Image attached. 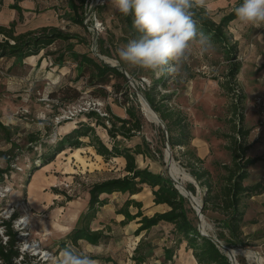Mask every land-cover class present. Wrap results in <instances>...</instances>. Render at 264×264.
<instances>
[{
  "label": "rangeland",
  "instance_id": "374dc122",
  "mask_svg": "<svg viewBox=\"0 0 264 264\" xmlns=\"http://www.w3.org/2000/svg\"><path fill=\"white\" fill-rule=\"evenodd\" d=\"M91 1L84 0L83 2L82 23L87 29L86 31L82 27L68 22L67 16L64 14L65 9H68V0H0V24L8 25L15 21L16 30L19 31L30 29L35 25H60V29L64 32L78 33L84 40L82 44L77 43L76 49H86L88 46L91 53L99 56L105 63L119 65V62L111 56L107 57L98 53V38L109 32L108 34L121 40L122 35L127 37L129 33L122 32V24L118 18L119 11L115 8L112 0H105L106 2L102 4L104 8L100 13L95 10L97 6L90 9ZM235 3L236 0H206L205 5L197 7V9H205L208 16L218 23L224 15L232 10ZM10 5L20 6L22 16L20 17L15 10L11 9ZM97 15H100V18ZM95 16L99 22L101 21L103 30L100 29L96 35H93L88 28H91L95 23ZM101 32L102 34H99ZM226 33L229 40L224 43L223 48L228 45L236 46L233 58H236L234 60L241 66L236 77V85L233 88L236 95L239 92L245 95L244 126L250 130L248 143L251 144L248 156L261 158L254 167L250 168V174L253 175L251 182L261 180L264 184V25L260 27L242 26L235 19L229 23ZM119 42H117V46L113 47L112 45L115 58H118L117 50L122 46V43ZM65 45V43L57 41L43 50L40 53V58L36 56V58L25 59L23 66L16 65L11 69L9 67L11 61L0 58V124L11 130L9 142L5 140L4 133L0 130V172L4 171L0 174V192L2 193L0 195V221L10 220L13 230L17 233L20 255L24 258L27 257L31 264L42 263L41 252H50V250L55 257L47 262L57 264L60 252L58 253L56 249L59 243L66 239V233L71 227L67 213L69 207L74 203L72 200L88 198V189L93 183L120 178L125 174L122 162L113 160V158L105 161L96 153L95 155L91 147H84L80 150L71 149L69 152L66 150L56 156L51 163L39 167L36 171H31L33 160L37 159L40 150L38 145H34L35 147L30 149L25 141L26 134L37 131L41 133L42 139H45L47 134L44 126L50 128L52 138H55L56 134L65 133L67 129H72L81 117L66 119V116L63 115H65L68 105L78 102L86 103L92 99L89 94L90 89L85 86L83 80L73 81L75 78L73 64L65 65L61 70L52 65L54 56L49 53L63 50ZM212 45L213 49L203 56L194 50L189 60L183 65L180 74H165L167 89L160 91L162 94H174L170 102L171 107L179 110L190 124L191 133L197 143V146L191 144L192 150L202 160L201 167L207 169L211 173L213 181L216 182L224 175L221 166L228 165L231 161L230 152L226 149L229 140L222 136H232V127L237 125V122L236 118L233 119L234 115L231 110L229 111L230 95H226L220 87L221 83L227 79L229 65L234 60H227L223 48L215 44ZM130 69L136 72L135 76H129L130 88L134 91L140 92L141 83L149 85L148 79L137 77L143 72L148 77L159 78L151 71L140 69L137 73V68ZM64 86L75 87L82 93L81 98L66 105L64 104L66 102L47 96ZM136 96L142 109L140 96ZM99 101L101 104L96 109L106 112L105 108L109 106L113 114L125 115L124 110L112 103L111 99H107L105 102ZM59 113L61 114L58 116L60 120L57 121L56 116ZM72 123L73 126H70ZM143 125L142 132L136 137L138 143L145 139L148 145L151 158L147 157L149 161H146L149 162L150 169L153 172L169 176L170 165L166 161V145L162 146L160 138L162 134L165 136L162 125L150 121L146 116L143 117ZM96 131L101 137L105 135L101 127L96 128ZM104 141L107 143V137ZM182 151L181 148H175L173 152L170 150L172 163L190 176L188 169L184 167L187 160L182 156ZM12 155H15L14 159L10 160L13 158ZM8 158L10 159L8 160ZM37 165H39V161L35 162V166ZM63 181L70 184L69 190L62 188ZM182 184L183 186L194 185L196 193L193 197L199 198V204L202 205L204 188H200L194 179L193 181L184 180ZM30 197L33 199L32 202H30ZM140 197H143L144 200L149 196L147 192H144ZM263 200L264 193L256 195L248 201L249 209L243 223V236L240 243L228 246L224 240L219 239L220 243L227 248L254 252L261 261H264ZM189 204L192 208L190 202ZM12 209L17 212V217L5 219V215ZM194 213L200 232L212 239H217V233L222 231L229 238L226 230L220 225L219 221L222 218L217 216V213L202 214V220H199L195 210ZM26 216L28 221L23 223ZM57 224L69 229L59 231L56 228ZM163 231L165 230L162 228H153L144 237L156 246L161 243L160 238L164 234ZM0 237L5 240L1 227ZM183 245L175 250L172 264H192L191 252L186 248L183 250ZM33 246L36 250H33ZM75 247L92 257L99 259L110 257L112 262L107 264H128V259H131L128 256L131 249L128 250L127 255H118V250L108 252L105 248L91 249L81 244ZM219 250L229 260L228 252L223 247H219ZM236 260L239 264H259L257 261L247 260L241 254L236 256ZM154 261L160 264V251H157L152 258L147 259L144 264H154ZM98 262L104 264L101 261ZM14 264H22L20 257L14 260Z\"/></svg>",
  "mask_w": 264,
  "mask_h": 264
},
{
  "label": "trees",
  "instance_id": "16d2710c",
  "mask_svg": "<svg viewBox=\"0 0 264 264\" xmlns=\"http://www.w3.org/2000/svg\"><path fill=\"white\" fill-rule=\"evenodd\" d=\"M83 2L84 0H68V9H65L64 14H66L68 22L77 27H82L86 31L87 29L82 23ZM240 3H242V0H236L232 10L224 15L218 23L208 16L205 9H197V7L192 9L195 18L199 21V30L209 37L212 44L223 48L224 43L228 42L229 37L226 29L230 22L237 19L233 9ZM10 8L15 10L20 17L22 16L20 6L10 5ZM103 8L104 6L101 5L96 7L95 10L100 13ZM97 17L100 18V15H97ZM118 18L122 24V32L129 33V35L127 37L122 35V39L119 40L114 35L108 34L109 32L102 34V31L99 33L102 35L98 38L97 43L98 53L107 57L111 56L118 61L119 65L116 66L105 63L99 56L91 53L88 46H86V49H76L77 43L82 44L84 40L78 33L69 34L64 32L60 29V25H35L34 27L31 26L30 29L26 28L19 31L16 30L17 24L15 21L10 22L8 25L0 24V58L11 61L10 69L16 65L23 66L25 59L39 56L43 50L55 42H63L66 44L63 50L49 53L54 56L52 65L61 68L73 64L75 70L74 82L83 80L85 86L90 89L91 98L104 102L111 99L112 103L117 104L125 113L124 117L117 116L107 106L105 111L108 117H99L95 112L90 111L81 115L80 118L78 117L75 126L67 133L56 134L54 135L55 138H52L50 128L46 126H44L47 134L45 139H42L41 133L37 131L26 134L25 141L30 149L34 145H38L40 150L37 159L33 160L34 164L31 171H36L39 167L51 163L59 153L68 148L91 147L105 161L111 158H122L125 162L123 177L107 179L89 186L86 210L80 215L75 227L66 236V239L59 243L56 251L59 253L69 241L74 246H80V242H86L92 246L107 244L110 237L105 235L102 230H92L91 223L95 220L100 209L108 203L109 197L114 193H120L125 198L122 206L116 210L118 214L124 216L121 223L126 224L140 218L138 221L139 227L135 230L134 235L138 236L142 231L147 233L158 226H168L163 231L164 234L160 238L161 243L159 245H153L144 237L140 239L131 256L134 264H144L157 251H160V264H172L175 250L182 244H185L186 250L191 252L197 264H231L212 238L203 236L200 233L194 210L191 208L188 199L183 197L175 188L170 177L153 172L148 167L141 168L137 165V156L151 158L145 139L133 146L126 144L142 132L144 128L143 117L145 115L137 102L136 92L130 88L128 78L124 74L125 72L128 76L133 77L136 72L120 62L118 58H115L112 52V45L113 47L117 46L118 41H120V44L122 43L121 45H124L137 35L132 28L131 15L125 16L118 12ZM226 48H223V51L227 60L236 59L233 58L236 46L228 45ZM240 67L237 61H232L229 65L227 79L220 85L226 95H230L229 111L231 110L234 115L233 119L236 118L237 125L232 127V136H222L224 139L229 140L226 149L230 152L231 161L230 164L221 166L224 175L216 182L213 181L211 173L201 167L202 160L192 150L193 134L191 133L190 124L179 110L171 107L170 102L174 94H162L160 91L167 89V76L148 77L143 70V73L137 76L149 80V85L141 83L142 89H140V92L165 125L167 140L162 134L160 137L162 146L164 147L167 142L172 152L175 148L183 150L182 156L186 157L187 160L184 167L188 169V173L199 187L205 190L203 193L202 214L215 212L217 216L219 215L222 218L219 221L220 225L226 230L229 238L220 231L217 233V240L219 242V239L224 240L228 246L241 242L242 227L249 209L248 201L264 192V184L261 180L251 182L253 175L250 174V168L254 167L261 158L248 156L251 144L248 143L250 130L244 126L245 95L242 92L236 95L233 88L236 85V77L239 74ZM139 71L140 69L137 68V73ZM47 96L66 102L64 104L68 105L79 100L82 93L75 87L64 86L56 92L47 94ZM98 127L103 129L108 139L107 143L97 134L96 128ZM0 130L4 133L5 140L9 142L11 140H9L11 130L3 124H0ZM14 156L12 155L13 158H8V160H13ZM36 161H39L37 166H35ZM3 172H0V174ZM185 186L192 195L196 193L194 185L186 184ZM144 187L150 189L154 204H163L167 206L168 210L163 213H155L151 217L144 216L141 211V203L130 199L131 196L140 193ZM131 206L137 208L136 213H130L129 208ZM16 217L17 212L14 211L10 219ZM0 227L5 237V240L0 237V264H14V260L20 256L17 233L13 230L10 220H1ZM50 253H52L51 250ZM52 254L55 257L54 253ZM92 258L104 264L112 262L110 257ZM20 261L22 264H31L27 257H21ZM40 264L49 263L43 262Z\"/></svg>",
  "mask_w": 264,
  "mask_h": 264
},
{
  "label": "clouds",
  "instance_id": "9594fccd",
  "mask_svg": "<svg viewBox=\"0 0 264 264\" xmlns=\"http://www.w3.org/2000/svg\"><path fill=\"white\" fill-rule=\"evenodd\" d=\"M123 15L132 17L137 33L117 50L120 62L129 68L151 71L155 76L178 75L194 50L203 56L213 49L199 30L192 9L206 0H112ZM242 26L264 25V0H242L233 9ZM42 126V125H41ZM57 264H99L69 241L60 251ZM260 264H264L261 261Z\"/></svg>",
  "mask_w": 264,
  "mask_h": 264
},
{
  "label": "crops",
  "instance_id": "0c3cea01",
  "mask_svg": "<svg viewBox=\"0 0 264 264\" xmlns=\"http://www.w3.org/2000/svg\"><path fill=\"white\" fill-rule=\"evenodd\" d=\"M38 57L40 58V55ZM30 58H36V56L30 57ZM63 67H61V68L57 67V68H59L61 70ZM124 116L125 115H121L120 117H124ZM69 130L70 129H67L65 131V133H67ZM102 138L105 139L106 136L103 135ZM136 143H138L137 137H134L130 141L126 142V144L128 146H133ZM191 144L193 146H197V143L195 141L194 136L192 138ZM66 150H68L67 152H69L71 149L68 148ZM76 150H80V149H76ZM65 151L61 152L57 156L61 155ZM93 152L95 154V151H93ZM113 160H118L119 162H122V165L124 167L125 162L122 158H113ZM146 160H148L146 157L144 158L142 156H137L136 163L141 168L148 167L150 169L149 162H148L149 160L148 161H146ZM144 161H146L145 164H143ZM144 192H147L149 197H147L146 199L143 200V197H140V196ZM259 195H261V194H259ZM87 197L89 198L88 194H87ZM88 198H85L84 200L83 199L81 200L79 198L77 200H74V201L72 200V202H74V203H73V205H71L69 207L70 209L68 210L69 212L67 213L68 218H69L68 221H69V223H71V227H70V230L66 233V236L75 227L76 222L78 221L80 215L86 210ZM130 199H133L136 202L141 203V205H142L141 211H142V214L144 216L151 217L155 213H163L166 210H168L167 206H165L163 204H158V205L154 204L153 198L151 195V191L148 187H144L140 193L131 196ZM124 201H125V198H124V196H122V194H120V193L112 194L108 199V203L105 204L100 209L95 220L91 223V229L92 230H102L105 235L110 237L109 240L107 241V244L92 246V245L87 244L86 242H80L82 246H86V247H89L91 249L105 248L108 250V252H110L111 250H118V252H119L118 255H120V254L127 255L128 250H130V249L132 250L131 253H133L136 245L138 244L140 239L146 235V232L142 231L138 236L134 235L135 230L139 227L138 221L140 218H136L132 221H129L126 224L121 223L124 220V216L122 214H118L116 212V210L122 206ZM129 211L131 214H134L137 212V208L131 206L129 208ZM160 227L164 228L163 230H165L168 226H166V227L158 226L155 228H160ZM56 228H58L57 230H59V231H62L63 229H65L67 231L69 229L68 227L60 226L58 224L56 225ZM151 230H153V229H151ZM182 248H183V250H185V244L182 246ZM131 253H128L129 258H131V256H132ZM110 256L112 258H114L112 255H110ZM191 258H192V264H197L192 255H191ZM128 261H129L128 264H134V262L131 259H128ZM157 263H158L157 261H154V264H157Z\"/></svg>",
  "mask_w": 264,
  "mask_h": 264
},
{
  "label": "built area",
  "instance_id": "2783aa9c",
  "mask_svg": "<svg viewBox=\"0 0 264 264\" xmlns=\"http://www.w3.org/2000/svg\"><path fill=\"white\" fill-rule=\"evenodd\" d=\"M104 3H105V0H101V1L100 0H92L91 3H90V9L93 8L94 6L98 7L99 5H102ZM100 29L103 30L102 23L99 22L98 19L95 16V23L93 24V26H91V28H88V30L90 32H92L93 35H96L99 32ZM93 45L95 47V43ZM113 66H116V65H113ZM99 104H101L99 99L92 98V99H89L86 103L85 102H78L77 104L75 103V104H72L70 106L68 105V107L66 109L67 111L65 112V115H63V116H66V119H68V120L70 119L71 120L73 117L77 118V117H79V116H81V115H83L85 113H88V112L92 111V112H95L100 117H104V118L108 117L106 112H102L99 109H96V107H98ZM60 115L61 114L59 113L56 116V120L57 121L60 120V118L58 117ZM106 124H108V122H106ZM61 186L65 190H69L70 189V184L68 182L63 181L61 183ZM0 195H2L1 192H0ZM13 212H14V209H12L10 212H8V214L5 215V219H10V217L13 214ZM214 240H217V239H214ZM33 248H34V246H33ZM40 256H41L42 261L46 262V263H48L47 262L48 260H51V259L54 258L53 254L48 252V251L41 252ZM19 257H20V260H21L22 255H20Z\"/></svg>",
  "mask_w": 264,
  "mask_h": 264
},
{
  "label": "bare ground",
  "instance_id": "6f19581e",
  "mask_svg": "<svg viewBox=\"0 0 264 264\" xmlns=\"http://www.w3.org/2000/svg\"><path fill=\"white\" fill-rule=\"evenodd\" d=\"M143 102V101H142ZM143 104V113L144 115L150 120V121H153L155 123H158V120H157V117L154 115V113L147 107V105L144 104V102L142 103ZM68 124V123H67ZM70 126H73V123L70 125ZM63 132V131H62ZM64 133V132H63ZM60 154V153H59ZM170 178L174 179L177 181L178 185H179V188L180 190L182 191V193L189 197V194L187 193V190H186V186H183L182 184V181L184 180H188V181H193V179H191V176L187 175L186 173H184L183 171H181L174 163H172L171 161V164H170ZM32 187V186H31ZM34 187V186H33ZM199 199V198H198ZM197 198L193 197V200H194V205L195 206H198L199 205V200ZM32 197L30 198V202H32ZM203 218V217H202ZM28 221V218L26 216V218L23 219V223L27 222ZM203 225V224H202ZM62 231H66L65 229H63ZM33 250H36V248H34ZM227 254V253H226ZM238 254H241L243 255L247 260L249 261H257L259 264L261 262V259L258 258L254 252L252 251H239V250H236V249H231V252H228V256L231 260V262L233 264H239L236 260V256ZM257 254V253H256Z\"/></svg>",
  "mask_w": 264,
  "mask_h": 264
},
{
  "label": "water",
  "instance_id": "95a60500",
  "mask_svg": "<svg viewBox=\"0 0 264 264\" xmlns=\"http://www.w3.org/2000/svg\"><path fill=\"white\" fill-rule=\"evenodd\" d=\"M112 66H113V65H112ZM124 74H125V76L128 78L129 83H131L130 77H129L125 72H124ZM135 91H136L137 95L140 96L141 102L143 101L144 104L147 105V107H148V108L154 113V115L157 117L158 123H160V124L162 125V128H163V130L165 131V139L167 140V132H166V128H165V125L163 124L162 120H161L160 117L156 114V112L150 107V105L148 104V102L146 101V99L144 98V96H143L139 91H137V90H135ZM143 102H142V103H143ZM142 107H143V104H142ZM165 153H166V161H167L168 164L170 165V162L172 161V158H171V155H170L169 144H168L167 142H166ZM169 177H170V176H169ZM170 179L173 181L174 186H175V188L179 191V193H180L183 197L187 198L188 201L191 203L192 208L196 211V214H197L199 220H202V205H203V203H202V205L199 204L198 206H195V205H194V200H193V195H192V194L186 189V190H187V193L189 194V197L185 196V195L182 193V191L180 190L177 181L174 180V179H172V178H170ZM191 179H193V178L191 177ZM200 233H201L203 236L209 237L208 235H206V234H204V233H202V232H200ZM212 240H213V242L216 244V246H217L218 248H219V247H223L227 252H231V249H230V248H227V247L223 246L219 241L214 240V239H212ZM229 261H230L231 264H233V263L231 262L230 258H229Z\"/></svg>",
  "mask_w": 264,
  "mask_h": 264
}]
</instances>
